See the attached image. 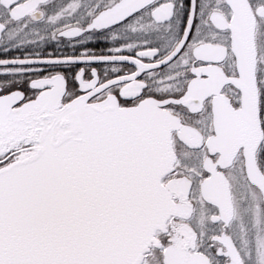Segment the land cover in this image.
Here are the masks:
<instances>
[{
  "label": "snow or ice",
  "instance_id": "snow-or-ice-1",
  "mask_svg": "<svg viewBox=\"0 0 264 264\" xmlns=\"http://www.w3.org/2000/svg\"><path fill=\"white\" fill-rule=\"evenodd\" d=\"M0 264H264V0H0Z\"/></svg>",
  "mask_w": 264,
  "mask_h": 264
}]
</instances>
